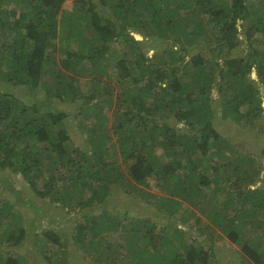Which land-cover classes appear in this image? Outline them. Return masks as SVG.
Returning a JSON list of instances; mask_svg holds the SVG:
<instances>
[{
	"label": "trees",
	"instance_id": "obj_1",
	"mask_svg": "<svg viewBox=\"0 0 264 264\" xmlns=\"http://www.w3.org/2000/svg\"><path fill=\"white\" fill-rule=\"evenodd\" d=\"M64 1L0 0V170L81 211L73 253L56 229L34 232L43 262L222 264L225 237L246 264H264V144L241 151L217 128L264 126V0ZM240 33L247 49L233 53ZM148 176L160 192L144 187ZM118 189L165 220L114 209ZM7 203L0 244L19 245L26 230ZM8 252L0 264H34Z\"/></svg>",
	"mask_w": 264,
	"mask_h": 264
},
{
	"label": "rangeland",
	"instance_id": "obj_2",
	"mask_svg": "<svg viewBox=\"0 0 264 264\" xmlns=\"http://www.w3.org/2000/svg\"><path fill=\"white\" fill-rule=\"evenodd\" d=\"M74 0H65L63 6L71 8ZM246 25V24H245ZM137 38H147L139 32L134 33ZM242 42L233 50V53L246 51L247 45L243 33H240ZM261 45V44H260ZM240 49V50H238ZM252 77H256L255 70L251 73ZM260 93L264 105V84L258 83ZM34 88L25 87L21 95H26L27 91L32 92ZM215 95V93H213ZM26 98H32L26 95ZM60 107L68 110H75L76 106L73 103H60ZM174 122V121H172ZM69 131L72 135L73 141L81 146L86 145L83 133L77 128L74 121H70ZM217 128L220 133L229 140L237 149L241 151H252L259 154L261 147L264 144V126H250L240 122L237 124L230 118H224L217 122ZM0 173L12 181L10 187L0 184V198L5 200L9 209L19 214L21 219V226L26 230V238L19 245H10L9 242L0 244V255L5 256L8 251L19 252L24 254L27 258L33 259L34 264H49L43 262L38 247L33 244L31 238L36 230H41L44 227H51L60 233L62 246H64L71 253L77 250L74 241L71 238L70 232L72 225L81 218V211H73L67 213L64 208L59 207L56 203L49 199L39 196L30 188L29 182L21 178V176L14 177L9 171H2ZM263 172L261 173V176ZM260 182L258 181L257 184ZM148 191L160 192L156 185V180L153 176L147 177V184L144 186ZM112 207L114 209L128 210L131 216L150 215L158 221H164L159 214L155 213V209L151 203L147 202L146 197H142L136 193L124 192L121 189L116 190L110 195ZM110 202V203H111ZM8 219V218H7ZM190 220L189 222H191ZM11 230H17L19 224L12 223ZM183 224V223H182ZM186 224V223H185ZM217 259L222 264H227V261L235 262L236 264H246L245 259L235 244L228 241L225 237L217 240ZM34 256V257H33ZM83 253H77L76 264H93L90 259H85ZM74 264V263H73Z\"/></svg>",
	"mask_w": 264,
	"mask_h": 264
}]
</instances>
